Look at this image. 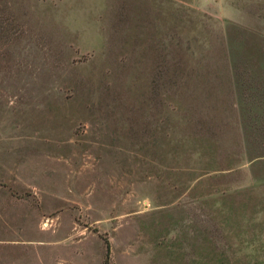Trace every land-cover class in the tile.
Returning a JSON list of instances; mask_svg holds the SVG:
<instances>
[{
    "label": "rangeland",
    "instance_id": "1",
    "mask_svg": "<svg viewBox=\"0 0 264 264\" xmlns=\"http://www.w3.org/2000/svg\"><path fill=\"white\" fill-rule=\"evenodd\" d=\"M264 264V0H0V264Z\"/></svg>",
    "mask_w": 264,
    "mask_h": 264
},
{
    "label": "trees",
    "instance_id": "2",
    "mask_svg": "<svg viewBox=\"0 0 264 264\" xmlns=\"http://www.w3.org/2000/svg\"><path fill=\"white\" fill-rule=\"evenodd\" d=\"M105 242H106V257H105L104 264H108L109 262V243L107 240Z\"/></svg>",
    "mask_w": 264,
    "mask_h": 264
}]
</instances>
